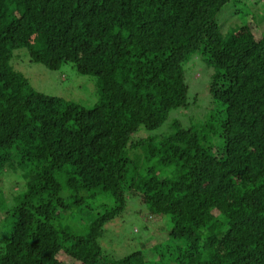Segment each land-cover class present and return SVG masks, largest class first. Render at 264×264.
<instances>
[{"label": "trees", "instance_id": "obj_1", "mask_svg": "<svg viewBox=\"0 0 264 264\" xmlns=\"http://www.w3.org/2000/svg\"><path fill=\"white\" fill-rule=\"evenodd\" d=\"M231 1L0 0V174L21 179L0 264H264V32L249 21L223 36ZM20 48L94 75L98 101L36 91L10 64ZM195 53L210 70L197 119L184 72ZM174 109L167 134L143 137ZM137 147L173 176L129 178ZM126 190L171 227L112 257L99 239Z\"/></svg>", "mask_w": 264, "mask_h": 264}, {"label": "rangeland", "instance_id": "obj_2", "mask_svg": "<svg viewBox=\"0 0 264 264\" xmlns=\"http://www.w3.org/2000/svg\"><path fill=\"white\" fill-rule=\"evenodd\" d=\"M218 18L220 23L222 22L223 36L249 21H254L258 29L264 32V0L231 1L223 7ZM196 56H198L197 53L191 57L187 64H184V72L188 86L190 84L188 96L192 97V94L195 93L199 105L197 107L192 104L190 112L189 110L188 112L191 113L190 116L193 115L197 119L201 118L205 111L206 102H203L205 98L204 87L208 84L207 75L210 70L207 69L204 72L202 61L199 58L196 59ZM10 64L14 70L28 79L36 91L77 102L87 108L92 107L98 101V79L94 75L78 73L71 62L63 63L58 69L52 70L41 63L30 61L28 51L25 48H20L13 51ZM178 110H171L168 119L159 128L151 131L141 129L140 133L143 134V137L154 139L167 134L171 120L181 116V111ZM183 121L186 122L187 117H184ZM127 154L132 160L128 167L129 178L135 173L140 176L143 175L145 168L148 166H152L159 177H172L174 171H176V166L163 167L153 159L146 160L139 147L131 150L127 149ZM20 184L21 179L18 175L8 171L0 174V253L4 249L5 234L9 231L7 228L9 220L7 218L13 205L11 196L14 192L8 187L13 186L14 189H17ZM126 197L127 206L125 210L104 226V232L99 239L102 250L112 257H121L140 249V243L144 240L158 238L161 235L164 237L171 227L168 216L159 217L160 219L157 221L149 219L150 213L147 211V207L139 201L137 194H132L130 190H126ZM3 211L7 212L6 217H3ZM166 217L168 220H165ZM161 238L159 239L161 240ZM145 248H143L144 251H146ZM66 262L71 261L66 258Z\"/></svg>", "mask_w": 264, "mask_h": 264}]
</instances>
